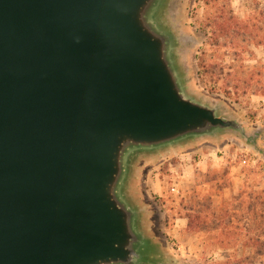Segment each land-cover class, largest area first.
<instances>
[{
	"label": "water",
	"instance_id": "obj_1",
	"mask_svg": "<svg viewBox=\"0 0 264 264\" xmlns=\"http://www.w3.org/2000/svg\"><path fill=\"white\" fill-rule=\"evenodd\" d=\"M178 0H0V264H161L143 166L247 127L183 72Z\"/></svg>",
	"mask_w": 264,
	"mask_h": 264
},
{
	"label": "rangeland",
	"instance_id": "obj_2",
	"mask_svg": "<svg viewBox=\"0 0 264 264\" xmlns=\"http://www.w3.org/2000/svg\"><path fill=\"white\" fill-rule=\"evenodd\" d=\"M174 19L185 38L180 53L186 82L206 102L222 104V112L243 123L248 134L260 129L258 125H264V0H178ZM221 146L219 155L224 163H229L232 153L247 156L246 164L240 159L231 164L235 178L231 185L223 177L220 184L223 188L227 183L234 186V199L229 203L238 210L234 221L243 225L235 234L244 251L237 254V244L223 245L235 249L231 259L214 260L210 255L218 245L209 238L196 260L190 255L199 248L196 233L172 238L168 229L177 216H183L182 200L169 191L177 176L171 174L166 162H156L142 167L135 193L149 208L151 231L163 248L176 252L178 246L188 245L191 249L189 253L184 249L173 263L165 264H264V130L255 151L232 137ZM208 203L202 201L205 206ZM259 225L263 226L261 232L256 230ZM257 237L258 245L252 241Z\"/></svg>",
	"mask_w": 264,
	"mask_h": 264
},
{
	"label": "crops",
	"instance_id": "obj_3",
	"mask_svg": "<svg viewBox=\"0 0 264 264\" xmlns=\"http://www.w3.org/2000/svg\"><path fill=\"white\" fill-rule=\"evenodd\" d=\"M258 128L263 131V123H260ZM225 147H228V145ZM222 148L221 145L204 142L170 154L165 159H158L150 163L154 164L160 162L161 164L163 161L167 163L171 174L177 176L176 181L178 179V188L180 184H182L180 187L181 190H179V194L176 195V197H180L182 204L191 202L194 213L201 217L199 222L194 224L193 229H190L186 210L180 208V210L183 211L181 213L183 216H177L173 225L168 229L172 238L186 235V233H196L194 238L199 248L197 252L192 251L190 253L196 260H199L202 256L204 244L209 238L211 242L217 243L216 245H218L210 255L214 260L231 259V255L235 252V249L223 245L237 244L236 253L238 254L239 252L242 254L244 251L240 237L235 234V232L240 230V226L242 227L243 225L239 226V224L234 221L235 214L238 210L234 208L233 204L229 203L234 199V186H231V188L229 186L231 185L230 180L235 179L233 175L234 166L231 165L232 163L234 164L235 161L229 156V163H224L223 157L219 155ZM223 171H225L224 175L222 173ZM222 177L225 178V181H229L230 185L227 183L224 188L220 187L223 180ZM227 194H229L230 198ZM205 197L210 199L211 205L209 210L202 204V201H205L203 200ZM226 201L227 203H225ZM225 206L229 207L226 209ZM226 210L228 211V216L225 219L226 221L222 222L219 217H221V214ZM207 211L210 213L208 216L205 214ZM259 240L260 238L257 237V241ZM187 247L188 245L183 247L180 245L177 247L176 252L170 251L169 248L165 249L163 253L164 261L173 263L178 257V254L183 253L184 249L186 253L190 252L191 249ZM158 264L161 263L158 262ZM162 264H165V262Z\"/></svg>",
	"mask_w": 264,
	"mask_h": 264
},
{
	"label": "trees",
	"instance_id": "obj_4",
	"mask_svg": "<svg viewBox=\"0 0 264 264\" xmlns=\"http://www.w3.org/2000/svg\"><path fill=\"white\" fill-rule=\"evenodd\" d=\"M205 200L209 202L208 203V206L205 207L206 209L209 210V207L211 205L210 199L207 198ZM180 206H181L182 209L186 210V215H187V218H188V221H189V228L190 229H193L194 224L196 222H199V220L201 219V217L199 215H197V214L194 213V209H192L193 207H192L191 202H187V203L185 202V204L183 203ZM225 208L227 209L226 206H225ZM248 211L250 212L251 210L248 209ZM205 214H207L206 216H208V214H210V213L207 211V212H205ZM227 216H228V211L226 210L224 213L221 214V217H219V218H220V220L222 222H225L226 221L225 219H226ZM262 229H263V226L262 225L261 226L259 225V226L256 227V230H259L260 232L262 231ZM252 241L255 242L257 245L260 244L259 241H254L253 239H252Z\"/></svg>",
	"mask_w": 264,
	"mask_h": 264
},
{
	"label": "built area",
	"instance_id": "obj_5",
	"mask_svg": "<svg viewBox=\"0 0 264 264\" xmlns=\"http://www.w3.org/2000/svg\"><path fill=\"white\" fill-rule=\"evenodd\" d=\"M247 153L246 151H243ZM231 159L236 161L237 159H240L241 164H246L247 163V156L245 154L242 155H237L236 153H232L230 155ZM169 191L171 194L178 195L179 194V188H178V183L175 179L172 180V183L170 184Z\"/></svg>",
	"mask_w": 264,
	"mask_h": 264
}]
</instances>
